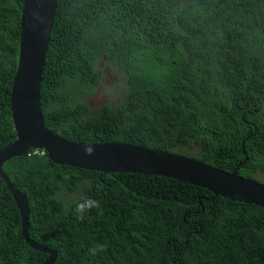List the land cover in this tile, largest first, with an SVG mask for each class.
Returning <instances> with one entry per match:
<instances>
[{
  "label": "trees",
  "instance_id": "1",
  "mask_svg": "<svg viewBox=\"0 0 264 264\" xmlns=\"http://www.w3.org/2000/svg\"><path fill=\"white\" fill-rule=\"evenodd\" d=\"M23 0H0V149ZM105 75L117 101L87 103ZM47 129L194 158L264 185V0H58L40 89ZM54 264H264V209L184 182L56 165L29 149L2 165ZM100 207L78 219L76 205ZM102 252L91 255L95 245ZM0 179V264H43Z\"/></svg>",
  "mask_w": 264,
  "mask_h": 264
},
{
  "label": "water",
  "instance_id": "2",
  "mask_svg": "<svg viewBox=\"0 0 264 264\" xmlns=\"http://www.w3.org/2000/svg\"><path fill=\"white\" fill-rule=\"evenodd\" d=\"M58 0H23L17 68L10 90V111L16 138L0 149V179L10 193L21 218V234L34 250L46 253L43 264H54L56 251L42 247L28 235L29 205L2 171L7 161L25 156L29 149H43L56 165L101 173H137L184 182L214 196L253 204L264 209V185L224 172L194 158L124 143L85 144L68 141L46 128L41 112L42 73ZM86 146L94 152L85 154Z\"/></svg>",
  "mask_w": 264,
  "mask_h": 264
},
{
  "label": "rangeland",
  "instance_id": "3",
  "mask_svg": "<svg viewBox=\"0 0 264 264\" xmlns=\"http://www.w3.org/2000/svg\"><path fill=\"white\" fill-rule=\"evenodd\" d=\"M117 83L118 78L116 76L105 75L102 82L96 87L94 94L87 99L90 108L97 109L107 101L111 103L117 101V96L108 95V89Z\"/></svg>",
  "mask_w": 264,
  "mask_h": 264
},
{
  "label": "clouds",
  "instance_id": "4",
  "mask_svg": "<svg viewBox=\"0 0 264 264\" xmlns=\"http://www.w3.org/2000/svg\"><path fill=\"white\" fill-rule=\"evenodd\" d=\"M41 102V100H40ZM34 151H39L40 155H44L46 154L45 150L43 149H33ZM94 152L93 147L91 146H86L85 148V154L88 156H91ZM100 207V203L97 200H94L92 198H88L86 200H84L81 203H78L76 205V213H77V218L78 219H83L84 218V213L85 211H90L93 208H99ZM104 250V246L97 244L94 247H92L89 252L91 255H96L98 252H102Z\"/></svg>",
  "mask_w": 264,
  "mask_h": 264
},
{
  "label": "bare ground",
  "instance_id": "5",
  "mask_svg": "<svg viewBox=\"0 0 264 264\" xmlns=\"http://www.w3.org/2000/svg\"><path fill=\"white\" fill-rule=\"evenodd\" d=\"M28 152V151H27Z\"/></svg>",
  "mask_w": 264,
  "mask_h": 264
}]
</instances>
